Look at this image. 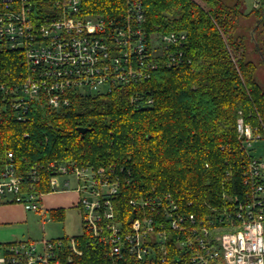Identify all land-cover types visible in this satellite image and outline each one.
Wrapping results in <instances>:
<instances>
[{"label":"built area","instance_id":"2783aa9c","mask_svg":"<svg viewBox=\"0 0 264 264\" xmlns=\"http://www.w3.org/2000/svg\"><path fill=\"white\" fill-rule=\"evenodd\" d=\"M86 9L84 0H0V51L16 53L24 69L20 82H0V105L16 120L26 121L37 103L66 108L73 95L107 94L149 80L160 67L186 63L187 34L147 33L142 0H126L122 15L110 17ZM130 102L148 108L153 99L137 91ZM236 131L247 157V190L224 196L229 205L209 216L189 213L170 194H157L131 199L138 212L123 226L114 204L120 174L75 162L47 165L50 193L77 192L82 234L102 246L111 264H264V160L250 153L264 137L242 116ZM13 157L8 154L0 172V205H21L52 221L42 201L47 193L38 188L44 166L21 174ZM75 237L0 243V264L71 262L83 255Z\"/></svg>","mask_w":264,"mask_h":264},{"label":"trees","instance_id":"16d2710c","mask_svg":"<svg viewBox=\"0 0 264 264\" xmlns=\"http://www.w3.org/2000/svg\"><path fill=\"white\" fill-rule=\"evenodd\" d=\"M84 1L88 12L105 17L122 15L126 5ZM201 1L142 0L147 33L187 34L185 64L160 67L149 80L107 94L73 95L66 108L37 103L23 122L0 105V172L9 153L21 174L41 164L38 188L50 193V162L115 170L122 177L115 212L126 227L138 212L129 205L133 198L170 194L189 213L206 217L244 193L247 157L236 123L242 116L264 137V84L237 32L241 18H251L253 34L264 35V0L248 14L244 0ZM257 50L264 53L258 45ZM23 70L16 53L0 51V82H20ZM137 91L153 104L135 108L130 98ZM80 127L89 131L81 134ZM49 212L54 222L66 217L64 208ZM75 238L83 255L64 264H111L87 233Z\"/></svg>","mask_w":264,"mask_h":264},{"label":"rangeland","instance_id":"374dc122","mask_svg":"<svg viewBox=\"0 0 264 264\" xmlns=\"http://www.w3.org/2000/svg\"><path fill=\"white\" fill-rule=\"evenodd\" d=\"M199 4L203 5L201 0H196ZM228 3H234L235 0H223ZM257 0H244L243 9L246 14L254 9ZM252 19L241 18V27L237 35L244 39L245 53L247 60L254 62L257 66V79L264 84V53H259L257 45L264 52L262 45L264 35L253 34ZM257 50V51H256ZM250 153L253 157L264 160V139L254 141ZM70 194L61 196L73 197L72 190H65ZM62 193V192H61ZM76 197V196H75ZM75 199V198H74ZM66 217L64 221H45L43 222L40 215L35 212H29L26 215V222L12 228L0 227V243H10L19 240H34L40 241L43 239H59L67 237H74L82 234V210L68 206L66 208Z\"/></svg>","mask_w":264,"mask_h":264},{"label":"crops","instance_id":"0c3cea01","mask_svg":"<svg viewBox=\"0 0 264 264\" xmlns=\"http://www.w3.org/2000/svg\"><path fill=\"white\" fill-rule=\"evenodd\" d=\"M73 197H64L61 195L70 194V192L47 193L44 196L43 205L47 210L64 208L68 206L76 208L78 194L72 190ZM76 196V197H75ZM29 213L21 205H0V227L12 228L26 222V215Z\"/></svg>","mask_w":264,"mask_h":264},{"label":"water","instance_id":"95a60500","mask_svg":"<svg viewBox=\"0 0 264 264\" xmlns=\"http://www.w3.org/2000/svg\"><path fill=\"white\" fill-rule=\"evenodd\" d=\"M77 129H78V131H79L81 134H86V133L89 131V129H87V128H82V127L77 128Z\"/></svg>","mask_w":264,"mask_h":264}]
</instances>
